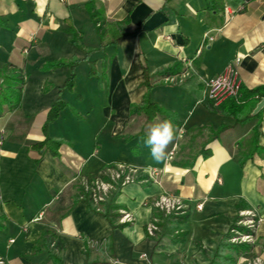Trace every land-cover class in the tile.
Listing matches in <instances>:
<instances>
[{
	"label": "crops",
	"instance_id": "obj_1",
	"mask_svg": "<svg viewBox=\"0 0 264 264\" xmlns=\"http://www.w3.org/2000/svg\"><path fill=\"white\" fill-rule=\"evenodd\" d=\"M87 50L96 51L85 59ZM72 58L82 61L68 91L67 68L48 64ZM235 58L240 92L264 87V0H0V258L6 264L264 259V108L255 120L235 122L227 108L204 98L205 83ZM144 68L150 100L161 108L152 120L130 114L147 92ZM59 97L66 106L47 132L60 142L53 157L33 145L45 139L42 128ZM262 100L264 90L250 99L253 110ZM164 120L175 138L157 163L145 139ZM117 165L157 176L153 182L140 173L120 188L114 224L124 223L121 211L130 221L112 229L80 188L109 182ZM162 196L179 199L184 214L167 224L170 231L159 227L150 236L147 227L161 223L152 203ZM250 211L258 219L256 244L213 260L222 239L240 227V213Z\"/></svg>",
	"mask_w": 264,
	"mask_h": 264
},
{
	"label": "trees",
	"instance_id": "obj_2",
	"mask_svg": "<svg viewBox=\"0 0 264 264\" xmlns=\"http://www.w3.org/2000/svg\"><path fill=\"white\" fill-rule=\"evenodd\" d=\"M72 42L76 43V40L74 39V34H73ZM95 51L96 50L85 51V59L88 58ZM81 61L82 60L77 59V58H72L69 60L62 59V60L54 61V62L48 64V67L51 69L60 68V67L67 68L68 76H67L66 81L63 84V88L68 90V91H71L73 88V85H74V80H75V69L80 64ZM89 66H90L89 73L92 75L95 73L94 72V64L92 62H90ZM143 75H144V85L147 88V92L144 95L143 101L140 105H132L131 106L130 114L141 113L145 116L146 120H152L155 118V116L158 113L161 112V108L156 103H154L150 100L149 92L151 90V86L149 85V82H148V76H147L146 68H144V70H143ZM262 90H264V87L255 88V89H252L250 91H243V92H241V103L237 104L234 101H227V102L219 105L218 108H224V107L227 108L230 115H232L234 117L235 122H238V121L239 122L240 121L248 122L249 120H255L259 117L260 111L254 115H251V112L254 108L255 102L250 103L249 101H250V99H252L256 96L258 97ZM2 101L5 102L6 98L3 97ZM65 106H66V103L60 97L54 101V103L51 105V107L47 113L46 121H45L43 128H42L43 133L45 135V139L42 142H38V143L33 145V147L38 149V150H42V149L48 150L53 157H56L58 155V149L60 147V142L52 140L48 136V133H47L48 127H49L50 123H52L53 121H55L57 119L60 111H62L65 108ZM239 115H244V117L242 119H240L238 117ZM120 188L121 187L118 184L116 186V190L113 193H111V195L104 202L99 204V206H100L99 210H97L96 207H92V202L90 201L89 193L84 192L82 187L80 188V194L83 195L84 200L89 204V209H92L95 213L102 214L109 221L112 229L122 228L124 225L127 224V223H122V224H117V225L114 224V219L120 215L118 212H116V210H118V206H116V204H115V199L119 193ZM152 209H153V219L161 220V223L156 222L155 226H157V228H159V227L164 228L165 232L170 231L169 229L166 228V226H167V224L170 223V221L172 219L176 218V216L184 214V211L183 212L179 211L176 213H170L168 215H165L163 212H160L158 209L154 208L153 206H152ZM236 229L239 232L248 233V230L246 228L241 227V226L237 227L234 225L232 230H236ZM46 234H49V233L45 232L42 235V237L39 239V241H37L34 244L35 247H33V251H35V252L37 251L36 246H37V248L40 247V243L42 242L43 237ZM177 234H178V236H182V234H179V232H177ZM232 236H233V234L231 232H229L222 239V241L217 246V250H216L215 254L212 256L213 260L214 259H216V260L229 259L228 257L221 256V253H223L224 251L239 253V252H244V251L248 250L247 244H231L229 242V240ZM51 237H52V235H51ZM49 255L53 259V261H58L57 258L54 256V254L49 252ZM211 264H212V262H211Z\"/></svg>",
	"mask_w": 264,
	"mask_h": 264
},
{
	"label": "built area",
	"instance_id": "obj_3",
	"mask_svg": "<svg viewBox=\"0 0 264 264\" xmlns=\"http://www.w3.org/2000/svg\"><path fill=\"white\" fill-rule=\"evenodd\" d=\"M62 1V0H60ZM240 63V58H235L234 61L228 64L224 71L218 76L211 78L205 83L204 86V98L212 103L213 106L218 107L219 105L227 102L234 101L235 103H241V81L238 75L237 66ZM1 144V140H0ZM140 173H146L148 177L156 182L157 172L154 170H146L134 167H126L124 165H117L110 176L109 182L101 180H93L90 182H84L82 184L84 192L89 193L90 201L99 210V204L104 202L112 192L116 190V186L119 184L122 187L125 184L133 183L137 179V175ZM152 206L163 212L165 215L176 212H183L184 205L177 198H169L162 196L152 203ZM122 214V222L128 223L130 221V215L125 211L120 212ZM241 219L237 222V225H243L248 230V233H242L237 230H231L234 234L230 238L231 243L247 244L254 246L257 239L254 235V229L258 219L253 212H241ZM154 221L150 224L146 231L150 236H154L157 231ZM241 264H264V259L259 256H253L251 258L241 257L239 260ZM0 264H6L5 260L0 258Z\"/></svg>",
	"mask_w": 264,
	"mask_h": 264
},
{
	"label": "clouds",
	"instance_id": "obj_4",
	"mask_svg": "<svg viewBox=\"0 0 264 264\" xmlns=\"http://www.w3.org/2000/svg\"><path fill=\"white\" fill-rule=\"evenodd\" d=\"M174 127L171 121L164 120L154 124L145 139V145L149 147L151 157L157 163L167 159L168 147L173 142Z\"/></svg>",
	"mask_w": 264,
	"mask_h": 264
},
{
	"label": "water",
	"instance_id": "obj_5",
	"mask_svg": "<svg viewBox=\"0 0 264 264\" xmlns=\"http://www.w3.org/2000/svg\"><path fill=\"white\" fill-rule=\"evenodd\" d=\"M262 108H264V100L257 104L255 109L253 110V115L258 113Z\"/></svg>",
	"mask_w": 264,
	"mask_h": 264
},
{
	"label": "rangeland",
	"instance_id": "obj_6",
	"mask_svg": "<svg viewBox=\"0 0 264 264\" xmlns=\"http://www.w3.org/2000/svg\"><path fill=\"white\" fill-rule=\"evenodd\" d=\"M237 224H238V223H237ZM238 226H243V225L240 224V225H238ZM232 234H233V233H232ZM233 236H234V234H233ZM229 242H230V241H229ZM230 243H231V242H230ZM231 244H233V243H231ZM234 244H237V243H234ZM249 258H251V257L249 256ZM239 260H240V259H238L237 262H238V264H241V263H239Z\"/></svg>",
	"mask_w": 264,
	"mask_h": 264
}]
</instances>
